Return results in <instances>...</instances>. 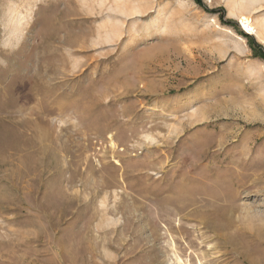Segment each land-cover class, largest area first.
I'll use <instances>...</instances> for the list:
<instances>
[{
	"label": "rangeland",
	"instance_id": "obj_1",
	"mask_svg": "<svg viewBox=\"0 0 264 264\" xmlns=\"http://www.w3.org/2000/svg\"><path fill=\"white\" fill-rule=\"evenodd\" d=\"M263 229L264 0H0V264H264Z\"/></svg>",
	"mask_w": 264,
	"mask_h": 264
},
{
	"label": "bare ground",
	"instance_id": "obj_2",
	"mask_svg": "<svg viewBox=\"0 0 264 264\" xmlns=\"http://www.w3.org/2000/svg\"><path fill=\"white\" fill-rule=\"evenodd\" d=\"M238 19H239L240 23L242 24L245 33H250V34L254 33V27L251 25L250 21L246 17L240 16ZM262 231H259V232H262ZM263 259H261V260L263 261Z\"/></svg>",
	"mask_w": 264,
	"mask_h": 264
}]
</instances>
